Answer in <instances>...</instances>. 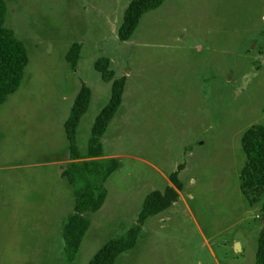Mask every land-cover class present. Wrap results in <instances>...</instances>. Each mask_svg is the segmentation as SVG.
I'll list each match as a JSON object with an SVG mask.
<instances>
[{"label": "rangeland", "instance_id": "1", "mask_svg": "<svg viewBox=\"0 0 264 264\" xmlns=\"http://www.w3.org/2000/svg\"><path fill=\"white\" fill-rule=\"evenodd\" d=\"M4 26L26 45L20 88L0 106V264H89L133 227L147 195L183 165L178 202L146 220L116 264H255L264 195L241 192L242 137L264 126V0H166L118 39L132 0H4ZM81 45L75 71L66 62ZM111 60L125 77L121 107L101 139L120 168L75 259L63 227L74 188L65 123L82 87L92 92L77 128L87 156L92 127L111 97L95 70Z\"/></svg>", "mask_w": 264, "mask_h": 264}, {"label": "trees", "instance_id": "2", "mask_svg": "<svg viewBox=\"0 0 264 264\" xmlns=\"http://www.w3.org/2000/svg\"><path fill=\"white\" fill-rule=\"evenodd\" d=\"M165 1L132 0L123 14L118 39L121 42L131 40L144 15L158 9ZM6 12L5 1L0 0V106L20 88L29 64L25 43L4 26ZM80 54L81 45H73L66 55V62L72 71L76 70ZM94 68L104 82L111 83V97L92 127L85 158L80 155L77 147L76 132L91 103L92 92L86 85L80 88L64 126L72 163L62 172V177L74 188L75 199L73 212L67 217L63 227V238L66 256L72 261L90 226L86 216L101 209L107 198L104 185L120 168L116 158L102 160L104 155L101 139L121 107L126 78H116L111 60L105 57L97 59ZM242 148L246 163L241 173V192L251 205H255L264 195V126L259 125L246 131L242 137ZM182 168L183 165H180L170 175V185L163 192L153 191L146 196L136 224L124 237L104 245L89 264H116L119 257L136 247L146 220L163 213L178 202L183 191V184L179 179ZM255 264H264V225L260 232Z\"/></svg>", "mask_w": 264, "mask_h": 264}, {"label": "crops", "instance_id": "3", "mask_svg": "<svg viewBox=\"0 0 264 264\" xmlns=\"http://www.w3.org/2000/svg\"><path fill=\"white\" fill-rule=\"evenodd\" d=\"M104 205V204H103Z\"/></svg>", "mask_w": 264, "mask_h": 264}]
</instances>
